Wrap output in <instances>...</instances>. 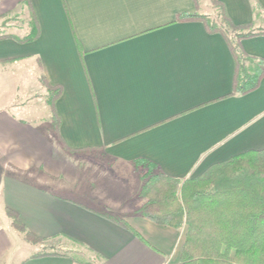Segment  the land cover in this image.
<instances>
[{
	"label": "crops",
	"instance_id": "1",
	"mask_svg": "<svg viewBox=\"0 0 264 264\" xmlns=\"http://www.w3.org/2000/svg\"><path fill=\"white\" fill-rule=\"evenodd\" d=\"M217 1L234 25L255 23L253 3L264 17V0ZM17 5L38 36L0 39V264H178L186 227L133 215L142 201L131 164L148 160L184 180L264 149V78L255 91L231 95L224 38L201 22L176 21L207 15L200 0H0V17ZM240 45L264 60V36ZM33 68L44 106L46 84L59 92L57 127L50 109L47 127L38 111H9L16 78ZM57 139L77 153H62ZM6 209L34 236L64 238L87 257L20 256Z\"/></svg>",
	"mask_w": 264,
	"mask_h": 264
},
{
	"label": "trees",
	"instance_id": "2",
	"mask_svg": "<svg viewBox=\"0 0 264 264\" xmlns=\"http://www.w3.org/2000/svg\"><path fill=\"white\" fill-rule=\"evenodd\" d=\"M210 2L217 10V16L180 14L176 21L201 22L208 34H220L234 60L231 95L251 93L264 78V60L247 56L240 43L264 36V31L255 27V23L234 25L222 3L217 0ZM253 10L255 18L263 17L255 3ZM37 36L36 22L33 16H29L26 34L18 41L28 43ZM4 38L6 36L0 37ZM45 87L47 95L44 102L51 111L53 126L57 127L54 101L59 92L47 84ZM56 142L63 153H77L64 146L61 140ZM131 165L141 182L137 198L144 201L133 215L174 230L186 227L178 264H264V149L248 150L211 165L196 178L184 180L165 175L148 160L138 159ZM6 216L15 231L24 233L27 242L35 245L51 240L26 231L17 215L8 209ZM103 216L123 225L122 220L107 213ZM35 255L67 256L65 252L55 251ZM99 262L100 258L95 257L91 264Z\"/></svg>",
	"mask_w": 264,
	"mask_h": 264
},
{
	"label": "rangeland",
	"instance_id": "3",
	"mask_svg": "<svg viewBox=\"0 0 264 264\" xmlns=\"http://www.w3.org/2000/svg\"><path fill=\"white\" fill-rule=\"evenodd\" d=\"M206 1L207 0H200L201 4L203 5L204 8V12L207 15H211L212 17L217 16V10L215 8H213L210 0L207 1V5H206ZM205 4V6H204ZM26 13H25V8L23 5H17L11 12H9L8 14L1 16L0 17V37L2 36H10L13 38L16 37H21L23 36V29H24V24L26 25ZM255 27L259 28V30L264 31V18L263 17H259L255 19ZM14 63V62H13ZM15 65V64H14ZM12 66V68H16V69H24L21 65H17L18 68L15 66ZM37 77H38V71L37 69L33 68L31 71H29V69H27L26 71L22 72V76H19L18 78H16L18 80V86L20 87L19 89V93L17 94L16 98L14 96V98L12 100L9 99V111L12 113L17 114L18 112V107L22 106L25 110L27 111H38L40 114L37 116L36 119L37 121L39 120V122H37L40 126H49L50 124L48 123V117L47 115H49V109L43 105V91L39 88L40 85L37 81ZM16 80V81H17ZM25 85L26 89L23 90L21 88V86ZM28 86L29 88H31L32 90L29 92L28 91ZM45 98V97H44ZM25 112V116L27 115L26 111ZM61 151V150H60ZM63 153V152H62ZM65 154V153H64ZM68 156H74L75 154H66ZM141 185V182H140ZM138 199V198H137ZM140 201H142V204L144 203L143 200L138 199ZM142 204L139 206L141 207ZM118 214H116L117 216ZM11 223V220H10ZM27 231V230H26ZM20 235H18L17 238V248H18V253L20 256H25V257H30L32 255H35L38 252H42L46 251L48 253H52L53 251L55 252H62L67 255L73 256L76 259L79 260H84L87 256H86V251L82 250V247L78 244L72 243L70 241H65L64 238H60V240H48V241H44L41 244H33L30 242H27L24 239V233H20ZM22 240V241H21ZM50 248H52L53 250H51ZM65 249H69L70 252L65 251ZM73 251H77V252H72Z\"/></svg>",
	"mask_w": 264,
	"mask_h": 264
}]
</instances>
